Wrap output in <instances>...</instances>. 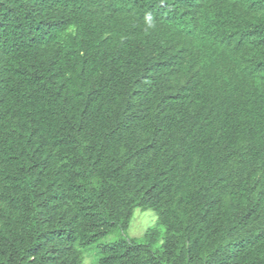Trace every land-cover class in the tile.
Returning a JSON list of instances; mask_svg holds the SVG:
<instances>
[{
  "label": "trees",
  "instance_id": "16d2710c",
  "mask_svg": "<svg viewBox=\"0 0 264 264\" xmlns=\"http://www.w3.org/2000/svg\"><path fill=\"white\" fill-rule=\"evenodd\" d=\"M136 209L93 264H264V0H0V264Z\"/></svg>",
  "mask_w": 264,
  "mask_h": 264
},
{
  "label": "rangeland",
  "instance_id": "374dc122",
  "mask_svg": "<svg viewBox=\"0 0 264 264\" xmlns=\"http://www.w3.org/2000/svg\"><path fill=\"white\" fill-rule=\"evenodd\" d=\"M156 219L157 215L155 211L151 209L147 211L136 209L126 233L122 232L121 230H116L113 232V234H110L109 236L99 240L97 245L83 249L85 264H93L99 258V245L113 243L114 241L119 240L121 237L137 239L143 238L146 232L149 230V227L155 224ZM162 229L164 231V228Z\"/></svg>",
  "mask_w": 264,
  "mask_h": 264
}]
</instances>
